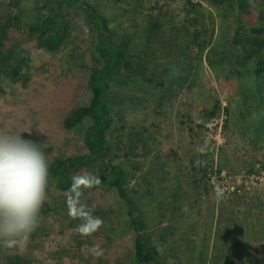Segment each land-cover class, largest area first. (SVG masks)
Listing matches in <instances>:
<instances>
[{
  "label": "rangeland",
  "instance_id": "rangeland-1",
  "mask_svg": "<svg viewBox=\"0 0 264 264\" xmlns=\"http://www.w3.org/2000/svg\"><path fill=\"white\" fill-rule=\"evenodd\" d=\"M87 1L141 54L125 61L129 77L112 83L106 164L125 170L164 260L264 264V75L254 74L264 52L254 39L264 33L241 29L221 0ZM13 2L0 0V18L18 13ZM250 3L258 22L264 0ZM21 6L29 18L52 10L47 0ZM64 19L55 52L27 30L14 34L30 63L21 81L0 78V134L23 132L49 162L92 156L91 120L70 130L64 120L90 101L91 70L103 64L84 14L66 9ZM100 164L75 173L68 191L50 175L37 228L26 240L0 238V264H139L126 202L98 183Z\"/></svg>",
  "mask_w": 264,
  "mask_h": 264
},
{
  "label": "trees",
  "instance_id": "trees-1",
  "mask_svg": "<svg viewBox=\"0 0 264 264\" xmlns=\"http://www.w3.org/2000/svg\"><path fill=\"white\" fill-rule=\"evenodd\" d=\"M14 1L13 5L18 9V13L0 18V78L5 76L14 82L21 81L24 69L29 66L30 59L11 44V37L20 31L27 30L36 41L38 48L50 52L59 49L68 30V23L64 19L66 9L80 10L86 21L93 27L96 34L95 51L103 63L102 66L91 70L90 101L87 104L76 106L64 120V125L68 130L75 128L87 118L91 120V125L86 129L85 143L92 156L52 157L50 175L55 179L60 190L68 191L72 187V181L74 182L75 173L95 162L101 163L100 176L96 180L98 183L115 187L120 197L125 200L127 214L134 230L135 258L139 264H167L155 246L152 235L147 231L140 205L127 186L128 179L125 170L106 164V161L111 158L108 132L115 123L114 110L110 104L112 83L126 75L129 77L130 67L125 62L128 58L141 57L134 47L135 42H127L125 38L112 31L108 19L87 0H47L52 8L51 13L38 12L33 18H29V12L22 9L21 0ZM221 1L222 3L227 2L236 12V22L241 29L246 28L257 34L264 33V11H262L260 21H253L254 13L250 0ZM153 27L155 29L159 25H153ZM154 37L153 34L152 38ZM147 41L150 42V38H147ZM254 41L259 48H263V41L257 39ZM254 74L257 77L264 75V52L258 59Z\"/></svg>",
  "mask_w": 264,
  "mask_h": 264
},
{
  "label": "clouds",
  "instance_id": "clouds-1",
  "mask_svg": "<svg viewBox=\"0 0 264 264\" xmlns=\"http://www.w3.org/2000/svg\"><path fill=\"white\" fill-rule=\"evenodd\" d=\"M23 132L0 134V238L26 240L38 226L50 162Z\"/></svg>",
  "mask_w": 264,
  "mask_h": 264
}]
</instances>
